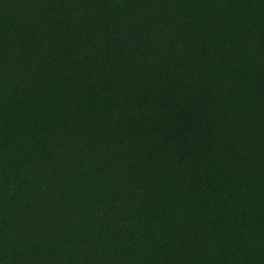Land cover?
<instances>
[{"label": "trees", "instance_id": "16d2710c", "mask_svg": "<svg viewBox=\"0 0 264 264\" xmlns=\"http://www.w3.org/2000/svg\"><path fill=\"white\" fill-rule=\"evenodd\" d=\"M0 264H264V0H0Z\"/></svg>", "mask_w": 264, "mask_h": 264}]
</instances>
